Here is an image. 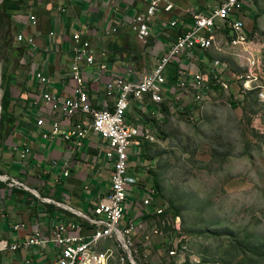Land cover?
<instances>
[{
    "label": "crops",
    "instance_id": "1",
    "mask_svg": "<svg viewBox=\"0 0 264 264\" xmlns=\"http://www.w3.org/2000/svg\"><path fill=\"white\" fill-rule=\"evenodd\" d=\"M174 3L173 10L166 11L161 4L151 15V0H28L26 8L14 13L16 28L10 35L13 39L2 56L13 57L20 63L11 72V79L17 84L21 80L22 89L14 94L11 87L9 111L4 121L0 120V240L23 244L36 230L51 237L54 226L61 222L79 223L83 235L92 234L94 226L83 214H93L95 205L111 188L113 162L106 157L107 145L96 133H91L84 145L53 134V121H60L62 130L72 127L61 113L50 114V107L41 99L42 93L74 95L69 69L73 61V34L80 32L82 39L90 41L97 57L96 65H83L90 99L97 108H114L115 97H109L106 91L111 77L134 78L152 71L182 30L189 28L190 11L208 10V0ZM31 13L36 15V21L31 20ZM174 19L179 20L176 26L171 25ZM143 26L148 31L145 38L139 36ZM19 33L24 35L21 42L17 40ZM196 53L197 62L207 66L204 51L198 49ZM24 55L30 56V67L21 62ZM183 61H188L186 56ZM99 62L107 63V69H99ZM174 64V70H178V63ZM196 66L192 68L195 70ZM34 67L51 79L49 85L42 86ZM168 90L171 96L177 92L173 87ZM162 105L167 106V101L158 104L146 97L142 106L140 101L132 100L129 119L148 132L145 115L160 114ZM38 112L47 117L45 127L37 125ZM44 132L49 137L43 136ZM137 140L142 144V138ZM136 146L129 158L130 174L154 185L145 167L143 148L138 146L136 153ZM25 147L30 152L23 159L21 151ZM66 169L68 175L64 173ZM13 179L23 185L13 184ZM127 193L131 207L126 218H154L153 208L143 205L145 189L139 197L130 189ZM57 255L55 243L45 241L31 247L0 250V264H57Z\"/></svg>",
    "mask_w": 264,
    "mask_h": 264
},
{
    "label": "rangeland",
    "instance_id": "2",
    "mask_svg": "<svg viewBox=\"0 0 264 264\" xmlns=\"http://www.w3.org/2000/svg\"><path fill=\"white\" fill-rule=\"evenodd\" d=\"M248 1L254 8L246 39L234 43L232 32L222 31L203 54L207 65L221 60V79L228 88L210 86L207 98L195 102L178 89L172 63L161 95L175 107L162 105L160 114L145 115L148 137L135 144L143 148L151 181L160 185L158 202L168 203L180 216L181 238L173 257L156 238L150 264H264V0ZM206 8L202 13L210 11ZM190 12L194 20L201 11ZM8 28L0 26V48ZM0 60L3 92L6 86L20 92L21 80L11 79L20 63L13 57ZM166 86L178 94L171 96ZM106 247L113 252L109 264H132L121 241L105 242ZM107 257L109 249H102L99 258Z\"/></svg>",
    "mask_w": 264,
    "mask_h": 264
},
{
    "label": "built area",
    "instance_id": "3",
    "mask_svg": "<svg viewBox=\"0 0 264 264\" xmlns=\"http://www.w3.org/2000/svg\"><path fill=\"white\" fill-rule=\"evenodd\" d=\"M161 4L166 11H171L175 7L174 0H151L150 14L152 15ZM208 6L210 7L208 13L193 14L194 20L192 19L189 28L182 30L170 48L156 61L152 71L134 78H126L124 75L111 77L107 82L106 91L109 97H115L114 108H97L93 105L85 85L83 65H96V52L89 40L82 39L80 32L73 34V61L69 76L74 81V95L62 96L52 91H44L41 99L50 107L51 115L61 113L72 127L70 130H62L60 121H53L51 125L53 134H61L66 141L77 145H84V140L91 133L100 135L103 143L107 145L106 157L113 162L111 188L95 205L93 214H83L84 219L94 226L92 234L83 235L79 223L61 222L54 226L51 237H46L42 231L36 230L23 244H10L7 240H0L1 251L52 241L58 248L57 264H75L79 252H86L84 264H109L113 256L112 248H102V244L108 241H121L126 257L132 264H138V256L144 264H150L156 238H161V246L170 257L178 253V244L181 242V238H178L180 216L168 203L158 202L160 195L155 185L147 182L145 178L139 179L130 174L129 158L134 144L139 138L144 136L147 138L148 133L144 132L143 125L130 121L128 112L132 100L140 101L142 106L146 97H150L158 104L164 101L161 92L167 83L165 71L172 63L179 65L178 89L195 102H202L207 98L211 82L220 88H228V83L221 79L223 68L221 60L214 59L203 67L197 62L196 50H208L215 44L216 34L227 30L234 35V43L244 41L246 21L254 7L248 0H211ZM29 15L31 20H37L35 14ZM178 22V19H174L171 25L176 26ZM112 30L116 31V28ZM147 34V28L143 26L139 36L145 38ZM17 40L20 42L24 40L23 33L17 35ZM184 56L188 60L185 63ZM29 59V55H24L21 62L30 67ZM98 67L105 70L108 65L99 62ZM33 72L42 86L49 85L51 79L43 71L34 67ZM167 106L168 109H172L175 104L169 101ZM37 115V125L45 127L48 124L47 117L39 112ZM43 136L49 137V134L44 132ZM136 145L137 153L138 144ZM29 152L30 148L25 147L21 151V157L25 159ZM64 173L68 175V169ZM12 183L23 185L15 179ZM129 189L138 197L143 195L144 189L146 190L143 205L153 208L154 218L144 216L126 218V211L131 207L127 193ZM102 249H109L107 261L99 260V252Z\"/></svg>",
    "mask_w": 264,
    "mask_h": 264
},
{
    "label": "trees",
    "instance_id": "4",
    "mask_svg": "<svg viewBox=\"0 0 264 264\" xmlns=\"http://www.w3.org/2000/svg\"><path fill=\"white\" fill-rule=\"evenodd\" d=\"M28 6V0H3V2L0 5V26L1 28H8V37L4 39V46L0 48L1 52V57L3 52L6 50V45L9 44V40H12L13 38L10 36L13 33V30L16 28L13 15L16 11L24 9ZM205 58V55L203 56V59ZM3 81L5 80V72L2 74ZM211 86L215 88H220L219 85L214 84L211 82ZM11 98H12V91L10 90L9 86L5 87V92H4V97H3V110L1 114V122L4 121V115H6L9 111L10 103H11ZM236 104V103H235ZM237 105V104H236ZM166 108H164L165 110ZM189 109H186L188 111ZM184 111V110H183ZM154 185L160 192V185L158 184V181L154 179Z\"/></svg>",
    "mask_w": 264,
    "mask_h": 264
},
{
    "label": "bare ground",
    "instance_id": "5",
    "mask_svg": "<svg viewBox=\"0 0 264 264\" xmlns=\"http://www.w3.org/2000/svg\"><path fill=\"white\" fill-rule=\"evenodd\" d=\"M3 0H0V3ZM2 93L3 91L0 90ZM100 261H106L105 258H99ZM83 262H86V252H79V258H76L75 264H84Z\"/></svg>",
    "mask_w": 264,
    "mask_h": 264
},
{
    "label": "water",
    "instance_id": "6",
    "mask_svg": "<svg viewBox=\"0 0 264 264\" xmlns=\"http://www.w3.org/2000/svg\"><path fill=\"white\" fill-rule=\"evenodd\" d=\"M2 61L0 60V90L3 91L2 86H1V80H2ZM4 97V92L0 95V113L2 112V100Z\"/></svg>",
    "mask_w": 264,
    "mask_h": 264
}]
</instances>
